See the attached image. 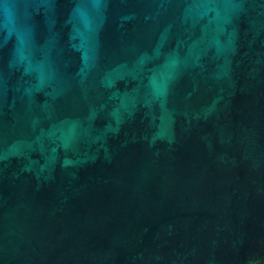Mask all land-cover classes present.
Here are the masks:
<instances>
[{
	"label": "water",
	"instance_id": "95a60500",
	"mask_svg": "<svg viewBox=\"0 0 264 264\" xmlns=\"http://www.w3.org/2000/svg\"><path fill=\"white\" fill-rule=\"evenodd\" d=\"M0 264H264V0H0Z\"/></svg>",
	"mask_w": 264,
	"mask_h": 264
}]
</instances>
